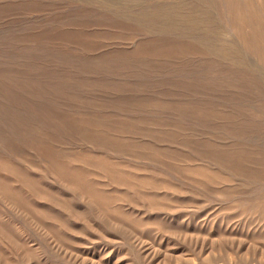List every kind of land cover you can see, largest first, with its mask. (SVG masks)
I'll use <instances>...</instances> for the list:
<instances>
[{
	"label": "rangeland",
	"instance_id": "obj_1",
	"mask_svg": "<svg viewBox=\"0 0 264 264\" xmlns=\"http://www.w3.org/2000/svg\"><path fill=\"white\" fill-rule=\"evenodd\" d=\"M263 7L0 0V264H264Z\"/></svg>",
	"mask_w": 264,
	"mask_h": 264
},
{
	"label": "bare ground",
	"instance_id": "obj_2",
	"mask_svg": "<svg viewBox=\"0 0 264 264\" xmlns=\"http://www.w3.org/2000/svg\"><path fill=\"white\" fill-rule=\"evenodd\" d=\"M247 1H248V0H247ZM249 3H251V2H249ZM241 4H242V3H241ZM252 4H253V2H252ZM262 4H263V3H262ZM250 6H253V5L250 4ZM247 7H248V5H247ZM260 7H261V6H260ZM261 8H262V7H261ZM263 8H264V7H263ZM210 11H211V10H210ZM249 11H250V9H249ZM249 11H248V12H249ZM248 12H247V13H248ZM248 14H250V13H248ZM250 15H251V14H250ZM252 16H254V15L252 14ZM252 16H251V17H252ZM255 18H256V17H255ZM251 20H252V18H251ZM250 22H251V21H250ZM256 22H257V21H256ZM248 24H249V22H248ZM250 24H253V23L251 22ZM257 24H259V23H257ZM258 26H259V25H258ZM252 28H253V27H252ZM259 30H260V29H259ZM252 33H254V32H252ZM251 35H252V34H251ZM253 36H254V35H253ZM259 38H260V37H259ZM262 38H263V37H262ZM263 40H264V39H263ZM252 42H253V41H252ZM257 43H259V42L257 41ZM261 43H262V42H261ZM258 45H259L258 47H260V44H258ZM262 46H263V45H261V47H262ZM258 49H260V48H258ZM260 50H263V49H260Z\"/></svg>",
	"mask_w": 264,
	"mask_h": 264
}]
</instances>
